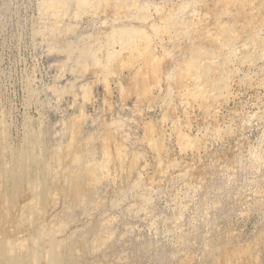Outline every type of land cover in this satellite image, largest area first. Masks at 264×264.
Instances as JSON below:
<instances>
[{
	"label": "rangeland",
	"instance_id": "obj_1",
	"mask_svg": "<svg viewBox=\"0 0 264 264\" xmlns=\"http://www.w3.org/2000/svg\"><path fill=\"white\" fill-rule=\"evenodd\" d=\"M0 203V264H264V0H0Z\"/></svg>",
	"mask_w": 264,
	"mask_h": 264
},
{
	"label": "bare ground",
	"instance_id": "obj_2",
	"mask_svg": "<svg viewBox=\"0 0 264 264\" xmlns=\"http://www.w3.org/2000/svg\"><path fill=\"white\" fill-rule=\"evenodd\" d=\"M89 0H80V4H81V6L82 7H84L86 4H87V2H88ZM98 1V0H97ZM107 5H109V4H107ZM129 34V33H131V30H128V29H126V30H122L121 31V33L120 34ZM127 34V35H128ZM134 34V33H133ZM132 36V35H131ZM231 38V37H230ZM226 40H227V38H226ZM230 40V39H229ZM233 40V39H232ZM231 40V41H232ZM230 41V42H231ZM225 42V41H224ZM199 50V49H198ZM203 52H202V50L201 51H196L195 53H194V55L192 56V58H191V60H190V62H189V67H188V69L190 70V68L191 69H194V70H196V71H198L199 73L201 72V74L204 76V77H206V78H209L210 77V74H211V72H212V70L213 69H215V65L213 64V63H202V62H200V60H199V58H200V56L201 55H203L202 54ZM204 56V55H203ZM202 61V60H201ZM208 61V60H207ZM203 62H204V60H203ZM205 62H206V60H205ZM94 71V70H93ZM193 71V70H192ZM196 71H193V72H196ZM215 71V70H214ZM212 74H214V72L212 73ZM210 79V78H209ZM209 81H211V79L209 80ZM207 83H209V82H207ZM221 83V82H220ZM205 84V83H204ZM222 84V83H221ZM219 86H222V85H219ZM210 89V88H209ZM225 89V88H224ZM110 140V139H109ZM5 150V149H4ZM111 152H112V150H111ZM120 154V153H119ZM119 157H121V156H119ZM70 161V160H69ZM95 168V167H94ZM93 168V169H94ZM98 168V167H97ZM96 171V170H95ZM69 175V174H68ZM79 178V177H78ZM77 180V179H76ZM79 180V179H78ZM80 181V180H79ZM14 184V183H13ZM21 188H22V183L21 182H18V181H16V183H15V189H14V191H15V193L16 194H18L19 192H20V190H21ZM27 190V189H26ZM33 190V189H32ZM32 190H31V192H30V189H29V194L31 195V193H32ZM82 190V189H81ZM2 191V190H1ZM2 193V192H1ZM25 193H26V191H25ZM35 193V191L33 192V194ZM12 194V193H11ZM16 194H14V196L16 195ZM33 194H32V196H33ZM35 195V194H34ZM19 196V195H18ZM27 196V195H26ZM9 197V196H8ZM28 197V196H27ZM18 198V197H17ZM31 198V197H30ZM29 199V198H28ZM37 200V199H36ZM55 200V199H54ZM24 201V200H23ZM44 201V200H43ZM42 201V202H43ZM28 202V201H27ZM37 202H38V200H37ZM14 203H16V202H14ZM24 203H26L25 201L23 202V206L25 205ZM33 203V202H32ZM1 204V203H0ZM4 204V203H3ZM27 204V203H26ZM28 204H30V201L28 202ZM34 206V205H33ZM49 206V205H48ZM20 207H21V205H20ZM22 208H27L26 206L25 207H22ZM29 209H30V207H28ZM27 208V209H28ZM19 209V208H18ZM27 209H24L25 211L27 210ZM44 209V208H43ZM20 210V209H19ZM24 210H21V212H24ZM36 211V210H35ZM14 214H15V212H14ZM16 215V214H15ZM22 215V214H21ZM11 217H14V216H11ZM1 218V217H0ZM7 219V218H6ZM11 220H13V219H11ZM14 221V220H13ZM16 221V220H15ZM6 222V221H5ZM37 223V222H36ZM4 225V224H3ZM3 225H1V226H3ZM0 226V227H1ZM25 226V225H24ZM15 227V226H14ZM16 230V229H15ZM11 231H12V229H11ZM7 235V234H6ZM9 235V234H8ZM5 236V235H4ZM52 253V252H51ZM47 258V257H46ZM50 258H51V254H50ZM50 261L52 262V260L50 259ZM17 264V263H16Z\"/></svg>",
	"mask_w": 264,
	"mask_h": 264
}]
</instances>
